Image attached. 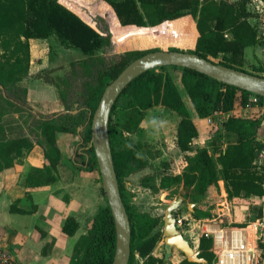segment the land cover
I'll return each instance as SVG.
<instances>
[{"label": "trees", "instance_id": "obj_1", "mask_svg": "<svg viewBox=\"0 0 264 264\" xmlns=\"http://www.w3.org/2000/svg\"><path fill=\"white\" fill-rule=\"evenodd\" d=\"M105 1L115 13L113 26L98 28L61 0H0V87L3 89L29 76L32 38L57 35L63 44L79 48L86 54H93L98 49L108 52L115 48L114 29H141L137 33L139 48L124 53L121 60L116 61L109 70L99 76L93 93L86 97L77 111L73 112L67 108L64 112L47 117L35 113L38 122L37 139L33 140L27 135L0 139V171H13L16 160L32 151L36 143L43 146L46 162L43 167L31 169L26 180L29 187L52 184L60 179L58 166L62 154L57 140L58 132H71L80 137L73 158L75 166L85 170H93L94 165L99 166L91 145V124L95 110L107 85L128 64L150 51L160 49L149 45L154 41L153 35L180 44L193 40L192 48L169 46L167 49L197 53L203 58L246 72H250L244 66L246 48L264 43L256 27L249 21L251 13L247 4L250 0ZM151 31L154 34H151ZM220 56V60L216 61L215 58ZM169 67L178 68L160 66L134 79L122 92L111 112L110 140L114 164L132 227L129 264L169 263L166 253L163 256L155 254L159 242L164 237L163 219L148 212L137 211L126 198L127 187L124 178L144 167L148 161L140 157L133 147L119 146L122 133L113 125V114L122 97L128 98L124 109L134 118V125L129 129L131 131L140 125L145 112L158 104L180 116L175 143L180 149L191 154L186 156V165L182 172L165 175L161 179L163 188L184 184L202 197L210 188L218 187L220 180H224L230 198L243 192L247 195L264 196V175L257 172L254 164L261 148L259 137L262 134L263 120L259 117L232 114L224 125L228 131L238 135L237 140L223 149L214 148L213 152L207 147L193 152V142L199 135V129L179 85L168 70ZM181 68L182 84L195 114L200 118H206L216 112H231L239 95H243L245 103L246 94L251 93L196 69ZM255 68L257 72H264V65ZM26 194L32 198L30 191ZM19 201L20 199H16L11 204V212L27 214L37 208L36 204L30 210L20 208ZM236 207L239 209L238 205ZM211 215L212 209H199L196 214L199 218ZM79 229L80 222L74 216H68L63 231L69 236H74ZM39 230L41 236H45V231L41 228ZM116 245V223L108 201L94 215L91 226L78 237L70 264H112ZM51 246L52 243L44 246V255L49 253ZM211 247L212 239L202 235L199 241V255L209 264L215 259ZM260 247L264 249V244ZM177 264L200 263L184 258Z\"/></svg>", "mask_w": 264, "mask_h": 264}, {"label": "rangeland", "instance_id": "obj_2", "mask_svg": "<svg viewBox=\"0 0 264 264\" xmlns=\"http://www.w3.org/2000/svg\"><path fill=\"white\" fill-rule=\"evenodd\" d=\"M61 1L77 10L87 21L98 28L113 26L115 13L105 0ZM249 7L252 10V7ZM249 20L252 24H257L252 17ZM124 29V32L114 29L115 48L113 50L107 52L98 49L93 54H86L79 48L63 44L57 35L39 38L41 39L39 42H33V51L37 53L39 49V59L35 57V61L38 62L39 60L44 68L38 72V76L34 75L32 79L30 77H27V79L29 81H52L51 84L60 94V98L66 102V107L73 112L77 111L86 97L93 93L99 76L109 70L116 61L121 60L124 53L137 49L138 42L135 41L139 31L138 27H125ZM128 37V41H120L121 38L127 39ZM167 47V45L160 46V48ZM255 57L252 54L245 55L246 63L244 66L250 72H257L255 67H258L261 63L256 62ZM220 58L221 56L215 58V60L219 61ZM257 73L264 74L263 71ZM176 83L179 85L199 129V135L193 142V152L204 147L213 152L214 148L223 149L227 144L237 140L238 135L228 131L224 125V122L232 114L264 119V114L256 107L248 110L242 109L241 106L244 105L243 95L239 100L238 107H235L233 111L228 113L216 112L206 118H200L193 110L191 100L181 79H178ZM27 84L28 82L23 79L10 84L5 89L0 87V139L27 133H30L35 139L39 138L35 113L28 109L33 108L27 104ZM247 97L248 94H246V99ZM127 100V97H122L113 114V125H116L122 133L119 138V146L133 147L140 157L148 161L144 167L137 169L124 178L127 187V201L137 211L148 212L163 219L164 237L155 250L156 255L163 256L167 253L164 238L166 236L165 218L169 209L172 212L177 230L185 235L197 251H200L199 241L202 231L197 221L199 217L196 214L199 209L213 210L218 208L219 202L222 200L220 187L210 188L202 197L195 193L193 188L184 184H175L168 189L163 188L161 179L165 175L182 172L186 165V156L191 154V152L180 149L175 143L180 116L158 104L147 110L140 125L131 131L129 129L134 125V118L124 109ZM37 114L44 115L40 112ZM262 126L261 132L263 135L264 122H262ZM66 180L76 181L73 192L77 201L83 204L87 203L89 206L87 211L83 210L84 207L80 209L81 213H84L81 217V226H83L81 231L84 232L90 225L88 219H91L94 213L108 203L101 171L99 166L94 165L93 170L90 171H82L79 174L71 172ZM236 205L239 206V203L234 204L235 215L232 219L228 218V222L234 221L233 223L239 224L243 221L255 219V214L258 212L255 206L249 203L239 206L238 209ZM180 219H182V222H180ZM173 253L179 255L181 260L186 258L184 253L175 247ZM172 256L171 254L168 256L167 262L169 264H173ZM137 259L139 261L140 258Z\"/></svg>", "mask_w": 264, "mask_h": 264}, {"label": "crops", "instance_id": "obj_3", "mask_svg": "<svg viewBox=\"0 0 264 264\" xmlns=\"http://www.w3.org/2000/svg\"><path fill=\"white\" fill-rule=\"evenodd\" d=\"M138 29L139 33L141 29ZM118 31L124 32L125 29L122 27ZM128 39L129 37L127 39L121 38L120 41H128ZM40 40L30 39L31 65L28 77L31 79L34 75L38 76V72L44 68L39 60L38 62L35 61V57L39 59V49L37 53L33 51V42H39ZM153 40L149 45L159 48L167 45L168 47L179 46L189 49L193 46V40L180 44L171 39L156 38V34L153 35ZM135 42H138L137 36ZM136 48H139L138 44ZM245 53L246 55L256 56L254 58L256 62H261L258 66L264 65V43L255 47H247ZM168 70L174 76L176 82L182 78L183 69L181 67H169ZM25 80L28 82L27 104L33 108L34 113L40 112L47 117L67 110L66 102L60 98V94L57 93L51 82L29 81L27 78ZM190 112L192 114V111ZM23 135L30 136L34 140L30 133ZM263 135L261 134V136ZM57 140L62 154L58 166L60 179L57 182L36 187H29L26 183L31 169L33 167H43L46 162L44 148L38 143L35 144L32 151L25 153L16 160V167L13 171H0V255L6 253L10 264H70L78 237L91 226L93 217L97 213H94L91 216L92 218L88 219L90 225L82 232L81 217L84 213H81L80 209L84 207L83 210L87 211L89 206L87 203L83 204L77 201L73 192L76 181L66 180V177L71 172L79 174L82 171L90 170L77 167L73 162L80 141L77 134L58 132ZM27 191L31 192L32 198L27 196ZM16 199H20L18 203L20 208L30 210L33 209L34 204L37 208L32 213L27 214L11 212L10 206ZM68 216H74L80 222V229L74 236H69L63 231V225ZM40 228L45 231L43 237ZM48 243H52V246L49 253L44 255L43 248ZM171 255H173V264L181 261L179 255L173 253V249Z\"/></svg>", "mask_w": 264, "mask_h": 264}, {"label": "water", "instance_id": "obj_4", "mask_svg": "<svg viewBox=\"0 0 264 264\" xmlns=\"http://www.w3.org/2000/svg\"><path fill=\"white\" fill-rule=\"evenodd\" d=\"M166 65L196 69L220 81L264 97V75L229 67L190 51L169 49L153 50L136 58L107 85L92 119L91 145L95 151L109 205L116 223L117 245L112 264H129L132 227L114 164L110 140L111 112L122 92L134 79L148 70ZM165 223L166 236L164 241L167 247V257L175 247L181 250L190 261L200 264L208 263L205 258L200 257L199 251L185 235L177 230L170 209L166 213Z\"/></svg>", "mask_w": 264, "mask_h": 264}, {"label": "built area", "instance_id": "obj_5", "mask_svg": "<svg viewBox=\"0 0 264 264\" xmlns=\"http://www.w3.org/2000/svg\"><path fill=\"white\" fill-rule=\"evenodd\" d=\"M249 6L252 7V10ZM247 8L251 13L250 17L257 22L252 25L256 27L259 36L264 40V0H250ZM240 98H242L241 95L238 96L235 107H238ZM243 104L241 107L244 110L256 107L264 114L263 96L250 93ZM259 140L261 148L254 164L257 172L264 175V135L260 136ZM219 185L222 200L219 202L218 208L212 210L211 216L197 219L202 231L201 236L204 235L212 239L211 250L215 254L212 264H264V249L260 247L261 244H264V196L247 195L243 192L230 198L225 181L220 180ZM262 185L264 187V180ZM235 203H239V206L249 203L255 206L258 209L255 219L239 224L233 223L234 221L228 222V218L232 219L235 215ZM0 264H10L6 253L0 255Z\"/></svg>", "mask_w": 264, "mask_h": 264}, {"label": "bare ground", "instance_id": "obj_6", "mask_svg": "<svg viewBox=\"0 0 264 264\" xmlns=\"http://www.w3.org/2000/svg\"><path fill=\"white\" fill-rule=\"evenodd\" d=\"M198 241V240H197Z\"/></svg>", "mask_w": 264, "mask_h": 264}]
</instances>
